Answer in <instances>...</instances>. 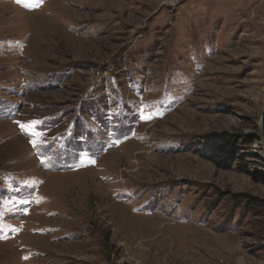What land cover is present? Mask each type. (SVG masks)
Here are the masks:
<instances>
[{
	"label": "rangeland",
	"instance_id": "rangeland-1",
	"mask_svg": "<svg viewBox=\"0 0 264 264\" xmlns=\"http://www.w3.org/2000/svg\"><path fill=\"white\" fill-rule=\"evenodd\" d=\"M263 114L264 0H0V264H264Z\"/></svg>",
	"mask_w": 264,
	"mask_h": 264
},
{
	"label": "trees",
	"instance_id": "trees-1",
	"mask_svg": "<svg viewBox=\"0 0 264 264\" xmlns=\"http://www.w3.org/2000/svg\"><path fill=\"white\" fill-rule=\"evenodd\" d=\"M223 141L224 142H219L217 146H214V150L217 153V156L220 157V159L228 160V156L232 154L236 146H234L233 140L231 139H225ZM235 150L233 152V155L235 153ZM227 167H229V165Z\"/></svg>",
	"mask_w": 264,
	"mask_h": 264
},
{
	"label": "water",
	"instance_id": "water-1",
	"mask_svg": "<svg viewBox=\"0 0 264 264\" xmlns=\"http://www.w3.org/2000/svg\"><path fill=\"white\" fill-rule=\"evenodd\" d=\"M258 138L261 140L263 144V150H264V114H263V119L260 122V129H259V135ZM264 158V155H263Z\"/></svg>",
	"mask_w": 264,
	"mask_h": 264
},
{
	"label": "snow or ice",
	"instance_id": "snow-or-ice-1",
	"mask_svg": "<svg viewBox=\"0 0 264 264\" xmlns=\"http://www.w3.org/2000/svg\"><path fill=\"white\" fill-rule=\"evenodd\" d=\"M17 2L18 3H21L22 2V0H17ZM27 6V5H26ZM142 119H145V120H149V119H151L152 118V116L149 114V115H143L142 114V117H141ZM21 128H22V130H24L25 129V126L24 125H21ZM33 143H34V146H35V141H33Z\"/></svg>",
	"mask_w": 264,
	"mask_h": 264
}]
</instances>
